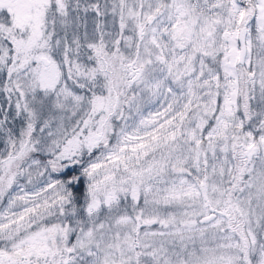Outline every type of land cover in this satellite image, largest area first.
Here are the masks:
<instances>
[{
	"label": "snow or ice",
	"instance_id": "obj_1",
	"mask_svg": "<svg viewBox=\"0 0 264 264\" xmlns=\"http://www.w3.org/2000/svg\"><path fill=\"white\" fill-rule=\"evenodd\" d=\"M0 264H264V0H0Z\"/></svg>",
	"mask_w": 264,
	"mask_h": 264
}]
</instances>
